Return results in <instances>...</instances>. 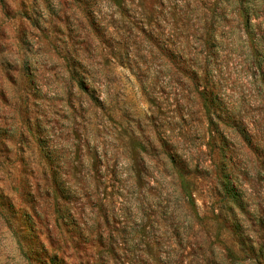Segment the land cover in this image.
Returning <instances> with one entry per match:
<instances>
[{
  "label": "rangeland",
  "instance_id": "1",
  "mask_svg": "<svg viewBox=\"0 0 264 264\" xmlns=\"http://www.w3.org/2000/svg\"><path fill=\"white\" fill-rule=\"evenodd\" d=\"M0 264H264V0H0Z\"/></svg>",
  "mask_w": 264,
  "mask_h": 264
}]
</instances>
